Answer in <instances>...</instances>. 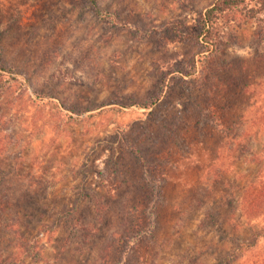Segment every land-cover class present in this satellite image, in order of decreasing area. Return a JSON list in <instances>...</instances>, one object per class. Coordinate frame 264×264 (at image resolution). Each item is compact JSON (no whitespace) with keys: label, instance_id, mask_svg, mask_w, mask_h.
Segmentation results:
<instances>
[{"label":"rangeland","instance_id":"obj_1","mask_svg":"<svg viewBox=\"0 0 264 264\" xmlns=\"http://www.w3.org/2000/svg\"><path fill=\"white\" fill-rule=\"evenodd\" d=\"M212 1L0 0V264H264V12L199 63Z\"/></svg>","mask_w":264,"mask_h":264},{"label":"trees","instance_id":"obj_2","mask_svg":"<svg viewBox=\"0 0 264 264\" xmlns=\"http://www.w3.org/2000/svg\"><path fill=\"white\" fill-rule=\"evenodd\" d=\"M251 1H254L256 4V8L250 7L248 10L257 12V11H263L264 12V0H213L205 9L204 11L199 15L198 17V26L199 31L197 34H195L196 38L200 39V46H201V52H206V55L201 54L198 58L199 63L204 62V60L207 58V54L210 57H213L216 55V52L218 51L217 45L220 43L218 40L219 35V28H220V22L221 19L225 20V17L228 13L235 11L234 9L245 6L247 4H250ZM85 4L88 5L87 8H90L91 11L98 15L99 18L108 20L111 22H118L115 15L111 12H101L98 10L95 6L94 0H84ZM264 14V13H263ZM262 21V26H264L263 19H259V22ZM228 22V21H227ZM122 27H125L124 23H122ZM186 36H189V34H186ZM156 99V98H155ZM151 103L149 104H143L141 107H150ZM257 119L253 118L251 119L250 123L256 124ZM140 156V155H139ZM259 187H253L251 185H248L246 188H244V197L242 199L243 203V209L246 207L248 210L245 211L248 216L252 215V212L257 210L260 204L264 203V184L262 181H259ZM241 203V204H242ZM252 241H249L248 244H246V247H250L255 243V237H259L260 234L256 233L254 234ZM240 244L237 245L236 249L240 248ZM238 256V251H231L225 255V259L223 261H220L221 263H230L233 260H235Z\"/></svg>","mask_w":264,"mask_h":264}]
</instances>
